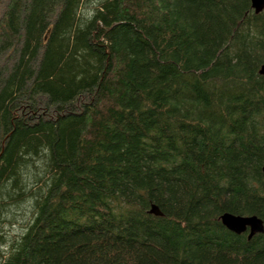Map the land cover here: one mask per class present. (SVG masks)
Returning a JSON list of instances; mask_svg holds the SVG:
<instances>
[{
  "label": "trees",
  "instance_id": "1",
  "mask_svg": "<svg viewBox=\"0 0 264 264\" xmlns=\"http://www.w3.org/2000/svg\"><path fill=\"white\" fill-rule=\"evenodd\" d=\"M207 15L183 0H0V264H264L218 219L264 211V173L244 178L245 150L206 106L229 21Z\"/></svg>",
  "mask_w": 264,
  "mask_h": 264
},
{
  "label": "rangeland",
  "instance_id": "2",
  "mask_svg": "<svg viewBox=\"0 0 264 264\" xmlns=\"http://www.w3.org/2000/svg\"><path fill=\"white\" fill-rule=\"evenodd\" d=\"M183 2L195 6V12L200 20L193 17L194 22L196 20L200 23L202 15L206 14L219 19L225 15L229 20L218 28L219 38L216 42L219 44L218 52L221 51L222 58H216L214 51V58L219 61L214 62L215 64L210 67L211 73L215 74L212 79L214 87L218 88L222 83V89L219 92L221 100L216 103L215 94L211 93L206 97V106L211 107L213 118L216 120L215 128H219L222 138L227 133H232L237 148L243 150L242 152L245 150L246 155L243 158L248 168L244 172V178L251 183L254 175L259 172L264 173L262 170L264 139L261 136L264 135V73L260 72L261 65L264 64V7L259 12H255L251 0H183ZM176 3L183 5L182 2ZM246 38L249 39L248 42ZM149 56L147 55V58ZM242 58L243 61L240 60ZM149 69L151 71L146 80L140 77L136 83L133 102L138 106L147 103L149 97L151 98L150 92L142 99V95L151 90V88L146 90L145 87L153 72L151 66ZM198 85L201 88L200 82ZM195 101L196 99H192L193 103ZM211 101L214 104L210 106ZM224 115L227 116L226 119ZM231 125L236 127L233 130L235 133L230 132ZM223 127L226 129L224 130ZM256 215L262 218L264 225V211ZM240 235L246 237L244 234ZM252 245L254 249L261 250L264 254V233H257L252 240ZM166 248L165 251L171 255L175 245L170 244V247L166 246ZM185 256L180 252L177 254L178 259Z\"/></svg>",
  "mask_w": 264,
  "mask_h": 264
},
{
  "label": "water",
  "instance_id": "3",
  "mask_svg": "<svg viewBox=\"0 0 264 264\" xmlns=\"http://www.w3.org/2000/svg\"><path fill=\"white\" fill-rule=\"evenodd\" d=\"M251 4L255 12H259L264 7V0H251ZM260 72L264 73V64L261 65ZM262 170L264 171V165L262 166ZM148 212L153 215H161L156 204H151ZM218 219L226 229L236 234L248 230V237H250L264 231L263 220L256 214L242 215L225 211L219 215Z\"/></svg>",
  "mask_w": 264,
  "mask_h": 264
},
{
  "label": "flooded vegetation",
  "instance_id": "4",
  "mask_svg": "<svg viewBox=\"0 0 264 264\" xmlns=\"http://www.w3.org/2000/svg\"><path fill=\"white\" fill-rule=\"evenodd\" d=\"M262 233H264V231H263ZM235 234H236V233H235ZM240 234H244V235H246L247 240H250V239H253L257 233L254 234V235H252V236H250V237H248V230H246V231H244V232L237 233V235H240Z\"/></svg>",
  "mask_w": 264,
  "mask_h": 264
}]
</instances>
